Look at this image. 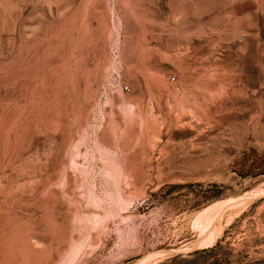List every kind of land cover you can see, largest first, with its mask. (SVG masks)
<instances>
[{"label": "rangeland", "instance_id": "rangeland-1", "mask_svg": "<svg viewBox=\"0 0 264 264\" xmlns=\"http://www.w3.org/2000/svg\"><path fill=\"white\" fill-rule=\"evenodd\" d=\"M0 264H264V0H0Z\"/></svg>", "mask_w": 264, "mask_h": 264}]
</instances>
